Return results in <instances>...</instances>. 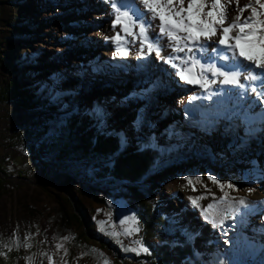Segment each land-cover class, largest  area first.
I'll return each instance as SVG.
<instances>
[{"label": "rangeland", "instance_id": "374dc122", "mask_svg": "<svg viewBox=\"0 0 264 264\" xmlns=\"http://www.w3.org/2000/svg\"><path fill=\"white\" fill-rule=\"evenodd\" d=\"M82 2L78 8L75 0H0V264H49L48 256L53 264H157V238L147 235L132 189L164 218L167 226L158 235L168 239L180 230L194 237L191 257L173 256L167 264H264V208H245L264 205V96L258 95L264 83L247 81L242 73V89L206 73L216 83L207 89L189 84L179 76L182 59L194 56L217 67L227 62L206 61L191 42L192 53H176L166 37L163 66L176 76L159 82L149 74L158 65L156 55L146 49L139 55V40L126 37L128 55L116 53L111 37L124 33L113 26L112 0H106V26L91 24L92 0ZM135 6L149 18L148 36L154 39L159 21L150 19L139 0ZM86 26L99 37L85 67L78 60L90 49L81 45ZM170 55L180 58L174 61L179 67L167 62ZM14 85L26 96H13ZM171 91L182 93L177 106L167 103ZM85 115L94 120L89 129L126 139L117 155L158 149L154 166L137 182L113 179V157L84 152L77 137L67 134V122ZM227 125L232 136L219 138L216 133ZM35 150L45 151V170L31 166ZM200 197L199 206L192 203ZM208 204L215 205L209 211L219 226L205 219ZM132 216L135 224L120 223ZM126 228L138 231L126 235ZM137 241L149 252L126 250L139 248Z\"/></svg>", "mask_w": 264, "mask_h": 264}, {"label": "snow or ice", "instance_id": "6c2138e0", "mask_svg": "<svg viewBox=\"0 0 264 264\" xmlns=\"http://www.w3.org/2000/svg\"><path fill=\"white\" fill-rule=\"evenodd\" d=\"M139 3L151 14V20L159 21L157 25L159 35L154 39L148 36L151 27L150 20L143 10L135 6V0H120L119 7L116 0H112L111 6L115 10L113 26L119 25L124 36L122 37L118 32L111 39L116 42V53L121 57L128 55V49L124 46L126 37L139 40L141 45L139 55H144L146 49L148 54L154 52L157 57L161 56V49L164 46L161 37H166L168 41L172 42L167 46L176 53L184 52L185 49L188 53H192L193 48L189 47V42H191L205 54L201 58L206 61H227L217 67L215 63H207L206 66L194 56L182 59L181 64L185 67L180 69L179 76L189 84H199L202 88L207 89L208 85L216 83L215 80L207 78L206 73H211L213 77L222 78L219 81L221 84L237 85L243 89L245 85L240 82L242 73L245 74L244 78L247 81H256L264 77V0H247L242 6L239 0H139ZM232 4L236 5L235 9L229 7ZM122 8L129 10L122 11ZM232 12L235 14L232 15ZM245 12H248V15L245 16ZM214 37L217 39L213 40ZM209 40H212L216 45L212 52L208 51L207 41ZM176 59L180 58L170 55L167 62L173 64L174 67H179L174 63ZM244 61L248 63L245 64ZM189 63L190 66H187ZM256 69L261 71L256 72ZM248 87L252 92L257 91L255 87ZM245 94L241 92L238 93V96L243 97ZM258 95L264 96V92L258 93ZM121 143H126V139L122 138ZM208 179L214 184H219L223 189L224 185L219 180L213 176H209ZM188 183L192 184V180L189 179ZM227 187L233 188L234 186L228 184ZM226 196L227 193H225ZM202 198H193L192 203L199 206L198 200ZM239 204L245 205L246 201L240 199ZM214 207V204H208L207 208L203 209L205 219H209L213 226H219L216 218L209 211ZM236 210L238 211V209ZM129 221L133 224L136 223L134 216L125 217L120 223L123 225ZM101 224L103 225V222ZM135 231H138V228H126L124 234L131 235ZM64 239L67 240L68 237ZM136 243L139 248L126 250L136 252L137 255L141 252H149V249L141 242L137 241ZM19 246L17 242V247ZM25 246L31 247L30 244H25ZM61 247L62 245L59 243L56 245L58 250ZM66 254L67 250L65 249ZM42 255L47 254L42 253ZM47 258L49 264H53L52 257L48 256ZM105 264H108L107 260H105Z\"/></svg>", "mask_w": 264, "mask_h": 264}, {"label": "trees", "instance_id": "16d2710c", "mask_svg": "<svg viewBox=\"0 0 264 264\" xmlns=\"http://www.w3.org/2000/svg\"><path fill=\"white\" fill-rule=\"evenodd\" d=\"M12 95L15 97H24L25 92L21 91L16 85L13 86ZM94 120L88 116H81L70 119L67 122V134L69 138L74 135L83 147V151L91 153L100 158L113 157V163L110 170L111 177L117 181L137 182L154 166L160 152L153 147H144L127 153L119 154L121 149V138L117 133L98 134L94 129H89ZM208 126V123H205ZM1 174L4 171L0 169V189L3 183ZM132 195L138 201L139 212L147 230V235L152 237L155 233L157 245L154 246V255L157 264H167L173 256L191 257L193 253V235L175 230L171 238L160 236L158 233L161 228L166 227L163 217L158 215L147 203L146 199L137 190H131ZM250 206V207H249ZM77 208V206H75ZM250 212H257L264 208L262 203L245 206ZM79 209V208H77ZM153 233V234H152ZM163 238V239H162ZM165 238V239H164ZM159 241V242H158Z\"/></svg>", "mask_w": 264, "mask_h": 264}, {"label": "bare ground", "instance_id": "6f19581e", "mask_svg": "<svg viewBox=\"0 0 264 264\" xmlns=\"http://www.w3.org/2000/svg\"><path fill=\"white\" fill-rule=\"evenodd\" d=\"M77 5L76 7L80 6L81 4H83V0H75ZM71 5V4H69ZM72 6V5H71ZM186 6V5H185ZM231 9H235L236 5L235 4H232L229 6ZM79 8V7H78ZM234 13V12H232ZM235 14V13H234ZM88 15H89V18H90V21H91V24L92 22L94 23V25H99V26H106L109 22V8L108 6L106 5V0H92V7L90 8V10L88 11ZM87 15V16H88ZM244 15H248V12H245ZM83 18L81 17H77L76 20L78 21H81ZM63 22V21H61ZM83 23V22H81ZM77 24V23H75ZM79 24V23H78ZM76 26V25H75ZM88 26V25H87ZM85 27L86 28V39L84 40V42H82V47H86L90 49H87L88 51L86 52L87 55L86 57H81L78 62L79 64H83L85 67L89 65L91 59L93 58L92 56H90L91 54L93 53H97V51L95 50V48L97 47V39L99 37L98 35V32L97 31H94L93 28H89V27ZM89 28V29H88ZM218 35H219V30H218ZM217 39L216 37L213 38V40ZM190 43V42H189ZM207 44H208V51L209 52H212V50L216 47L215 44H213V41L212 40H209L207 41ZM196 47V46H195ZM223 47V46H221ZM163 48V47H162ZM57 50V48H55ZM85 49V48H84ZM98 52L101 53V54H105V49H98ZM94 55V54H93ZM156 55V54H155ZM230 55V53H229ZM156 61L158 62V65H154V67L151 69L150 71V75L152 77L155 78V80L157 81H162V82H166L168 83V81H171V75L172 76H176V73L174 70H172L171 67H168V68H165V66H163L166 62H165V57H163L162 55L160 57H157L156 56ZM102 62V61H101ZM227 62V61H226ZM245 64H247L248 62L247 61H244ZM92 64V62H91ZM93 65V64H92ZM256 72H260L261 70L260 69H256L255 70ZM99 73V72H97ZM113 73V72H112ZM115 74V73H114ZM143 74V73H142ZM140 75V74H139ZM101 76V75H100ZM106 76V75H105ZM110 78V77H109ZM90 79V78H89ZM262 79H264V77H262L261 79H259V81H262ZM94 82L97 81V78H95L93 80ZM92 82H89V84H92ZM92 86V85H91ZM181 92L179 91H171L169 93V95H166L167 97V103H169L168 101H170V105L173 104V106H177V103L181 97ZM165 100V101H166ZM122 109V108H121ZM177 118V117H176ZM178 119V118H177ZM179 122L181 123L182 120H179ZM179 123V127H181V124ZM220 132L216 133L218 134L219 138H223V139H228L229 137L232 136L231 133V129L230 127L227 125V126H224L221 128V130H219ZM217 136V137H218ZM217 139V138H216Z\"/></svg>", "mask_w": 264, "mask_h": 264}, {"label": "built area", "instance_id": "2783aa9c", "mask_svg": "<svg viewBox=\"0 0 264 264\" xmlns=\"http://www.w3.org/2000/svg\"><path fill=\"white\" fill-rule=\"evenodd\" d=\"M44 154V150H35L33 152V155L30 157V163L34 169H38L39 171L46 169V164L43 158L45 156ZM9 164H13V161H9Z\"/></svg>", "mask_w": 264, "mask_h": 264}]
</instances>
